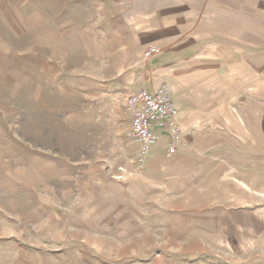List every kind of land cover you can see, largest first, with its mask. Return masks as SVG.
<instances>
[{
  "label": "rangeland",
  "instance_id": "rangeland-1",
  "mask_svg": "<svg viewBox=\"0 0 264 264\" xmlns=\"http://www.w3.org/2000/svg\"><path fill=\"white\" fill-rule=\"evenodd\" d=\"M251 23L264 30V0H0V264H264ZM219 34L241 42L231 94L224 68L212 84ZM150 45L200 50L162 67ZM159 84L184 147L162 135L139 167L122 98Z\"/></svg>",
  "mask_w": 264,
  "mask_h": 264
},
{
  "label": "built area",
  "instance_id": "built-area-1",
  "mask_svg": "<svg viewBox=\"0 0 264 264\" xmlns=\"http://www.w3.org/2000/svg\"><path fill=\"white\" fill-rule=\"evenodd\" d=\"M161 53L156 45L144 50V57L151 59ZM127 110L132 115L129 139L136 148L135 163L143 167L150 148L160 136L167 138L166 151L169 155L183 150L184 144L178 118V110L170 98L168 88L157 85L153 90H138L130 93L125 99Z\"/></svg>",
  "mask_w": 264,
  "mask_h": 264
},
{
  "label": "crops",
  "instance_id": "crops-1",
  "mask_svg": "<svg viewBox=\"0 0 264 264\" xmlns=\"http://www.w3.org/2000/svg\"><path fill=\"white\" fill-rule=\"evenodd\" d=\"M230 16H233V15H230V14L226 15V13L219 15V17H218L219 26H223L224 28H229L231 21L234 20ZM249 26L254 33V40L256 43L255 46L251 47L250 51H248V49H247V48H250L249 45L246 46V49H244V48L242 50L239 49V47H240L239 45L241 44V42L238 43L239 47L234 46L231 42V40H232L231 35L226 34L228 36V38L226 35H222V34L212 35V84H213V81H217V82L221 81V76L223 75V74H221L222 73L221 68H224V71H223L224 75H227V73L229 74V83L225 85L224 89L225 90L228 89L229 94H231V91H232V71H231V69L234 66V60H233V56H234L233 53L234 52H237V50H241V53L239 55V58H241V60H240L241 63H243L244 61L248 62V59L258 60L259 57H256V56H259V53H260V64H262V66L264 64L263 63V55H264V35H263V32H264V30H263V28L259 27L257 23H251ZM238 41H240V40H238ZM160 49H161V53L155 58L156 59L160 58L158 65L162 66V67H168L172 64V62H175V60H174L175 55L181 56L184 53L188 54V52H191L194 55V54H196L197 51L200 50L197 48H194L192 50L186 49L185 51H180V50H173V51L168 50L167 51V50H163L162 48H160ZM246 50H247V53H246ZM249 53H250V56H247ZM191 55L192 54H189L186 56H188V58H189V57H191ZM188 58H183L180 60V62L185 61V59H188ZM227 69H229L228 72H227ZM154 88H155V86H152L151 88H148L147 91H151ZM135 91H137V89ZM129 92H132V91H128V93H125L124 94L125 96H123V98H122L123 106H126L125 105V99L130 94ZM213 96L214 95H212V98H213ZM214 97L219 98L220 100H224L226 98V97H224L223 99L220 98L221 92L216 93V95ZM256 98H258V96H256ZM229 100H231V99H229ZM220 113H221V110H219L218 112H215V114H220ZM177 120H178V123L181 127L185 126L183 116H182V114H180V112H179ZM227 123H228V121H226L225 124L224 123H221V124H223L227 129ZM212 127H214V125H212ZM244 128L248 129L246 127H244ZM221 129H223V127H221ZM163 138H165V137L164 136L160 137V140ZM149 154H150V151H149ZM151 156H155V159L157 160V161H152L151 166H153V164H157L156 162H161V161L166 160V159H158L161 155H158V154L155 155V153L152 154V151H151ZM177 158H181L178 160H185V158H187V157L179 155Z\"/></svg>",
  "mask_w": 264,
  "mask_h": 264
}]
</instances>
